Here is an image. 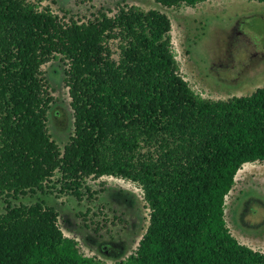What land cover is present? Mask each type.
<instances>
[{"label": "trees", "instance_id": "trees-1", "mask_svg": "<svg viewBox=\"0 0 264 264\" xmlns=\"http://www.w3.org/2000/svg\"><path fill=\"white\" fill-rule=\"evenodd\" d=\"M170 30L157 9L63 21L32 0H0V264H106L63 234L55 206L20 200L52 190L81 198L85 180L104 175L137 183L149 208L135 251L110 264H264L225 220L236 172L264 162V86L200 96L179 73ZM54 59L67 65L73 111L61 147L47 127L42 71Z\"/></svg>", "mask_w": 264, "mask_h": 264}, {"label": "rangeland", "instance_id": "rangeland-1", "mask_svg": "<svg viewBox=\"0 0 264 264\" xmlns=\"http://www.w3.org/2000/svg\"><path fill=\"white\" fill-rule=\"evenodd\" d=\"M32 1L38 9H49L63 21H86L98 16L99 11L113 17L120 8L130 6L144 11L157 9L170 19L179 73L197 94L213 100L227 99L249 95L264 86V2L205 0L191 6L165 7L154 0ZM107 44L117 60L120 39ZM66 68L59 59L42 66L51 96L47 127L60 147L73 131ZM81 190V198L52 190L20 200L30 203L43 199L55 206L63 234L74 239L86 256L110 264L133 253L149 221L141 187L127 179L104 175L87 178ZM241 200H247L240 213L242 226L235 218ZM4 205L0 199V211ZM225 220L238 242L264 251V162L244 163L236 172L235 183L225 197Z\"/></svg>", "mask_w": 264, "mask_h": 264}, {"label": "flooded vegetation", "instance_id": "flooded-vegetation-1", "mask_svg": "<svg viewBox=\"0 0 264 264\" xmlns=\"http://www.w3.org/2000/svg\"><path fill=\"white\" fill-rule=\"evenodd\" d=\"M237 24V23H236ZM236 30V29H235ZM236 33V32H235ZM245 34H243V37L245 38ZM253 55H255V53H252ZM245 203H247V200H241V202H240V205H239V209L237 208V211L235 210V218L237 219V223L239 224V225H241L242 226V224H244L243 222V220H242V217L240 216V213H242V211L244 210V208L246 207L245 206Z\"/></svg>", "mask_w": 264, "mask_h": 264}]
</instances>
